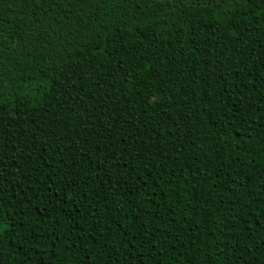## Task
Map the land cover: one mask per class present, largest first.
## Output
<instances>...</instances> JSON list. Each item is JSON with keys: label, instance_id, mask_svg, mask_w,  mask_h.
<instances>
[{"label": "trees", "instance_id": "16d2710c", "mask_svg": "<svg viewBox=\"0 0 264 264\" xmlns=\"http://www.w3.org/2000/svg\"><path fill=\"white\" fill-rule=\"evenodd\" d=\"M0 228V264H264V0H0Z\"/></svg>", "mask_w": 264, "mask_h": 264}, {"label": "snow or ice", "instance_id": "6c2138e0", "mask_svg": "<svg viewBox=\"0 0 264 264\" xmlns=\"http://www.w3.org/2000/svg\"><path fill=\"white\" fill-rule=\"evenodd\" d=\"M64 179H66L67 180V177H64ZM147 181L145 180L144 181V184L145 185H147ZM69 186H71V184L69 183ZM141 191H143V188H141ZM146 199V196H143V197H141V203H144V200ZM2 231H4V229L3 228H0V232H2Z\"/></svg>", "mask_w": 264, "mask_h": 264}]
</instances>
